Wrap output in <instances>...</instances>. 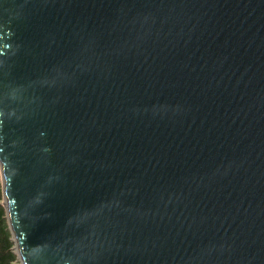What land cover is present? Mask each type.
<instances>
[{
    "label": "water",
    "instance_id": "95a60500",
    "mask_svg": "<svg viewBox=\"0 0 264 264\" xmlns=\"http://www.w3.org/2000/svg\"><path fill=\"white\" fill-rule=\"evenodd\" d=\"M0 175L21 264H264V0H0Z\"/></svg>",
    "mask_w": 264,
    "mask_h": 264
},
{
    "label": "trees",
    "instance_id": "16d2710c",
    "mask_svg": "<svg viewBox=\"0 0 264 264\" xmlns=\"http://www.w3.org/2000/svg\"><path fill=\"white\" fill-rule=\"evenodd\" d=\"M2 200V184L0 180V264H20L14 252V242L7 223L5 210L1 205Z\"/></svg>",
    "mask_w": 264,
    "mask_h": 264
},
{
    "label": "rangeland",
    "instance_id": "374dc122",
    "mask_svg": "<svg viewBox=\"0 0 264 264\" xmlns=\"http://www.w3.org/2000/svg\"><path fill=\"white\" fill-rule=\"evenodd\" d=\"M2 198H3V196H2ZM1 205L3 206V208H4V210H5V206H4V202H3V200H2V202H1ZM5 213H6V210H5ZM6 219H7V214H6ZM8 223V222H7ZM14 252H15V254H17L16 253V250H14Z\"/></svg>",
    "mask_w": 264,
    "mask_h": 264
}]
</instances>
